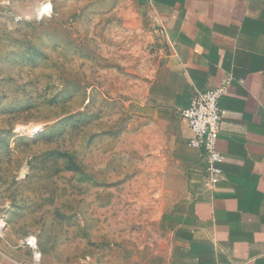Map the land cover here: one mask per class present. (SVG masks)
Returning <instances> with one entry per match:
<instances>
[{"label":"rangeland","instance_id":"obj_1","mask_svg":"<svg viewBox=\"0 0 264 264\" xmlns=\"http://www.w3.org/2000/svg\"><path fill=\"white\" fill-rule=\"evenodd\" d=\"M154 27L135 0H0L2 263L164 253L173 180L137 113Z\"/></svg>","mask_w":264,"mask_h":264},{"label":"crops","instance_id":"obj_2","mask_svg":"<svg viewBox=\"0 0 264 264\" xmlns=\"http://www.w3.org/2000/svg\"><path fill=\"white\" fill-rule=\"evenodd\" d=\"M135 1L159 37L138 120L173 180L160 218L164 253L152 264H264V0ZM228 78L222 177L211 188L180 112Z\"/></svg>","mask_w":264,"mask_h":264},{"label":"built area","instance_id":"obj_3","mask_svg":"<svg viewBox=\"0 0 264 264\" xmlns=\"http://www.w3.org/2000/svg\"><path fill=\"white\" fill-rule=\"evenodd\" d=\"M230 84L228 78L215 88L196 91L189 106L180 112L193 134L189 146L199 150L208 162L205 176L211 188L222 177L224 156L218 148L222 131L221 101Z\"/></svg>","mask_w":264,"mask_h":264}]
</instances>
